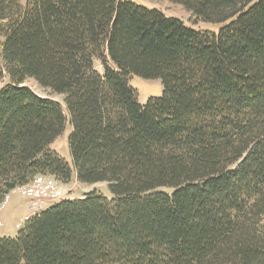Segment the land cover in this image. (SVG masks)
Returning <instances> with one entry per match:
<instances>
[{
  "label": "trees",
  "instance_id": "trees-1",
  "mask_svg": "<svg viewBox=\"0 0 264 264\" xmlns=\"http://www.w3.org/2000/svg\"><path fill=\"white\" fill-rule=\"evenodd\" d=\"M170 1L218 31L133 0H0V201L36 174L111 193L0 235V264H264V0ZM132 74L162 94L139 103Z\"/></svg>",
  "mask_w": 264,
  "mask_h": 264
},
{
  "label": "rangeland",
  "instance_id": "rangeland-1",
  "mask_svg": "<svg viewBox=\"0 0 264 264\" xmlns=\"http://www.w3.org/2000/svg\"><path fill=\"white\" fill-rule=\"evenodd\" d=\"M137 3L144 4L150 7H156L160 9L167 16H175L181 19L185 24L194 27L195 29H207L213 32H217L219 28L218 23L201 21L193 14L184 8L181 4L172 2L170 0H133ZM97 68L99 65L96 63ZM6 81V79L0 81V86ZM128 81L132 87L137 91L138 102L143 104L150 96H159L163 92V85L159 78H143L138 75H130ZM36 94L49 97L61 104L63 108L62 95L52 92L48 88L39 86L34 80L29 79L26 81ZM71 132V126L66 122L63 132L55 139L50 145L59 156L63 157L70 163V157L68 153L67 141L69 133ZM63 183V182H62ZM67 191V199L80 198L90 190H98L106 197H110L111 193L108 190L104 182L97 183H81L75 180V177L67 182L63 183ZM56 203V202H55ZM51 203L47 207L55 204ZM31 217L28 214L27 200L16 188L9 191V198L6 205L0 208V235L11 236L14 235L18 229H20L25 220Z\"/></svg>",
  "mask_w": 264,
  "mask_h": 264
},
{
  "label": "built area",
  "instance_id": "built-area-1",
  "mask_svg": "<svg viewBox=\"0 0 264 264\" xmlns=\"http://www.w3.org/2000/svg\"><path fill=\"white\" fill-rule=\"evenodd\" d=\"M27 200L28 214L32 217L51 203L67 199L64 184L48 174H36L29 182L16 187ZM9 198V192L0 201L3 208ZM30 218V217H29Z\"/></svg>",
  "mask_w": 264,
  "mask_h": 264
},
{
  "label": "crops",
  "instance_id": "crops-1",
  "mask_svg": "<svg viewBox=\"0 0 264 264\" xmlns=\"http://www.w3.org/2000/svg\"><path fill=\"white\" fill-rule=\"evenodd\" d=\"M54 141H55V140H54ZM54 141H53V142H54ZM53 142H52V143H53ZM52 143H51V144H52ZM75 180H76V178H75Z\"/></svg>",
  "mask_w": 264,
  "mask_h": 264
}]
</instances>
